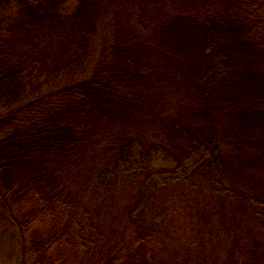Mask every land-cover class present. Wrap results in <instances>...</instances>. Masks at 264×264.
Listing matches in <instances>:
<instances>
[{
  "label": "trees",
  "instance_id": "trees-1",
  "mask_svg": "<svg viewBox=\"0 0 264 264\" xmlns=\"http://www.w3.org/2000/svg\"><path fill=\"white\" fill-rule=\"evenodd\" d=\"M101 1L0 0V222L18 227L21 253L35 264H215L217 255L221 264H261L264 256L246 262L210 234L177 233L175 221L142 204L156 189L183 207V190L170 185L200 190L204 181L220 198L203 199L208 211L191 200L200 227L219 218L241 245L264 226V0ZM158 40L177 45L166 76L188 89L177 107L199 122L185 148L196 159L178 160L161 179L147 172L149 152L131 156L137 136L126 133L152 105L158 81L146 68L154 70ZM114 138L124 140L113 155ZM222 150L238 167L227 180ZM171 235L170 246L160 242ZM151 241L160 247L150 262Z\"/></svg>",
  "mask_w": 264,
  "mask_h": 264
},
{
  "label": "rangeland",
  "instance_id": "rangeland-1",
  "mask_svg": "<svg viewBox=\"0 0 264 264\" xmlns=\"http://www.w3.org/2000/svg\"><path fill=\"white\" fill-rule=\"evenodd\" d=\"M189 1L190 0H187V2ZM101 2L102 5L104 4L103 6H105V0H102ZM168 8H170V6ZM18 13L19 12H17V14ZM168 40L170 39L167 38V41ZM167 41L166 43L160 42V40L155 41V43L153 44L154 48L150 53V58H152V60H150V63L151 67L154 68V70L150 69L148 66L146 68L150 74L152 73L154 75H151V80L154 79L158 81L157 84H154L155 89H151L149 92V96L151 98L153 97V100H151L152 105L149 106L145 113L140 115L137 121L132 123L131 127L126 130L127 135L131 137L137 136L134 146L136 148L132 150L131 156H142L143 154L141 153L145 154V152H149V154H145V160L147 162V159H150L152 168H150L147 172L152 173L156 177H159V179L170 175L173 172L171 170L175 169L177 162L180 159H185L186 157V160L184 161L186 165L194 162V160L196 159V155L189 153L185 148L196 143L198 135L196 132L197 123H199L196 120H193V118L184 116L181 113L179 107H177L179 97L182 96V93L188 94V89H177L175 84L171 83L172 80H170L166 76V71L168 68L167 59L169 62H171V41L168 44ZM163 46H166V49H163ZM171 46L177 47V45L172 44ZM166 53L168 58H164V55H166ZM174 57L175 53L173 52L172 58ZM175 63L181 64L180 60H177ZM163 79L166 82L163 83ZM169 81L171 84L168 83ZM188 82L189 80L187 81V83ZM140 86L141 88H143L146 86V84ZM177 91L181 93L178 94ZM186 96L187 95H185V98ZM126 133L118 130L116 134L119 135ZM118 139L120 138L108 140L109 146H111L113 149V155L114 151L118 150V145H120L124 140L122 139V141L119 142ZM179 152H182L181 155L183 156H181ZM224 153V150H222V155L229 157V159L226 164L228 166L226 172L221 177H224V180H227V178L233 177V174L236 172L238 167L234 164V155H226ZM109 157L111 156L108 155L105 160H107ZM181 169H179L178 172H180ZM198 174L200 173L192 176L193 182H197V180L199 179ZM247 174L250 178V182H254V179L257 177L254 169L247 170ZM180 181L172 183L169 189L171 188V192H174L175 190H183L179 194L180 197L178 199V201H184L183 207H173L172 203H166V198H163L165 194L163 195V197H160V192L155 191L156 189L149 191V193H151L148 194V203H143L142 207H144V209L152 207L151 209L153 210L155 215L163 213L165 214V219H169L168 221H175L176 227L174 229L177 233L179 232V230H182L184 231V233L200 232L203 234H210V240L213 239L215 245H217L221 240L226 241L224 249L225 251H228V249L230 248L237 247L235 254L240 259H244L246 262H252L256 258H263L264 226L262 224L254 225L251 231L247 233V236L244 237L241 245L234 244L232 241H230L231 237H226V232L224 231L223 225H220L221 219L219 218L217 222L214 220L213 228L209 226L200 227L196 219V214H194L193 208H191V200H194V208H196L197 211H208L206 205L213 206L219 200L220 196L215 192L211 193L209 188L204 186V181L200 184L203 186L200 190H193L192 188H189L185 182ZM203 199H206V202L208 204L205 205ZM226 202L230 208H232L235 204L232 198H229L228 200H226ZM160 203L162 204V207L158 210H154L153 206L157 205L158 207V204ZM246 212L250 213L249 210H246ZM157 221L161 225L160 230L165 233L167 228L165 227L166 225L164 224V221L162 222L161 218H158ZM4 223L6 222H0V264H35L36 256L33 258L30 255L24 257L23 253H21L23 251L18 227L13 226V228H11ZM127 228L131 229V231H129L126 236L132 235L134 233V231L132 230V226L127 225V227L124 229L126 230ZM105 237H107V235ZM150 239L151 238H149L148 240ZM164 239L168 241V244L170 246V243L174 242L175 237L173 235H171L169 238L163 236L160 242H162V240ZM156 240L159 241V239ZM159 247L160 243L151 241L150 244L144 248V255L147 260L151 262L154 257H157V254L155 253L159 251ZM71 257L72 251L69 254L65 255V258L67 260L71 259ZM40 264H45V262L40 260ZM47 264L53 263H50V261L48 260ZM215 264H221L218 255L215 257ZM238 264H241V261ZM261 264H264V259H261Z\"/></svg>",
  "mask_w": 264,
  "mask_h": 264
}]
</instances>
